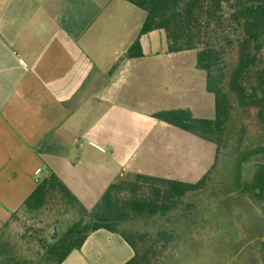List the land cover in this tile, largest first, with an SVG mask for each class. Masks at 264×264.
Instances as JSON below:
<instances>
[{
    "label": "crops",
    "instance_id": "1",
    "mask_svg": "<svg viewBox=\"0 0 264 264\" xmlns=\"http://www.w3.org/2000/svg\"><path fill=\"white\" fill-rule=\"evenodd\" d=\"M146 17L126 0H0V231L52 172L90 210L125 174L196 183L214 165L215 144L155 117L212 120L215 97L197 52L141 35ZM133 256L99 230L63 264Z\"/></svg>",
    "mask_w": 264,
    "mask_h": 264
},
{
    "label": "trees",
    "instance_id": "2",
    "mask_svg": "<svg viewBox=\"0 0 264 264\" xmlns=\"http://www.w3.org/2000/svg\"><path fill=\"white\" fill-rule=\"evenodd\" d=\"M147 13L141 35L163 31L169 53L197 52V68L207 75V91L215 97V118L197 119L187 110L163 111L159 120L181 128L216 146L215 163L196 183H184L140 174H125L111 184L99 202L87 209L65 183L50 173L13 213L1 232L21 212L41 211L50 201H57L73 212L72 221L54 241H42L44 262L63 264L68 256L81 250L88 237L99 230L120 235L133 249L134 256L125 264H161L174 250L176 230H148L147 223L167 219L186 200H196L219 176V159L228 141L237 132L233 123L239 108H257L264 137V0H126ZM235 52L233 63L230 54ZM140 41L129 49L128 57L142 56ZM234 187L264 203V144L238 149ZM225 154V153H224ZM255 162L251 181L243 179L245 164ZM141 185L150 195H136ZM129 197H122L125 190ZM223 187L211 190L216 198ZM191 206L190 204H186ZM0 264H34L18 258H3Z\"/></svg>",
    "mask_w": 264,
    "mask_h": 264
},
{
    "label": "rangeland",
    "instance_id": "3",
    "mask_svg": "<svg viewBox=\"0 0 264 264\" xmlns=\"http://www.w3.org/2000/svg\"><path fill=\"white\" fill-rule=\"evenodd\" d=\"M236 59L235 52L230 54L231 62ZM233 123L237 132L231 135L228 148L219 159V176L203 196L186 200L167 219L147 223L150 231L176 230L174 250L161 264H264V203L234 187L237 150L264 144L258 109L237 107ZM203 153L198 150V163ZM256 168L255 162L245 164L244 181L252 180ZM220 187L224 191L216 198L210 197L209 192ZM149 193L148 187L141 185L136 195L148 197ZM130 194L128 188L122 197ZM75 219L76 215L57 201H50L31 215L21 212L1 232L0 254L34 264L44 262L40 243L54 241Z\"/></svg>",
    "mask_w": 264,
    "mask_h": 264
},
{
    "label": "built area",
    "instance_id": "4",
    "mask_svg": "<svg viewBox=\"0 0 264 264\" xmlns=\"http://www.w3.org/2000/svg\"><path fill=\"white\" fill-rule=\"evenodd\" d=\"M40 171H38V173H39Z\"/></svg>",
    "mask_w": 264,
    "mask_h": 264
}]
</instances>
